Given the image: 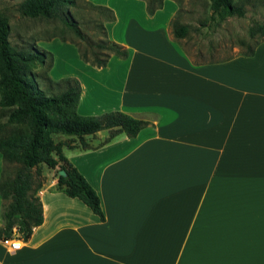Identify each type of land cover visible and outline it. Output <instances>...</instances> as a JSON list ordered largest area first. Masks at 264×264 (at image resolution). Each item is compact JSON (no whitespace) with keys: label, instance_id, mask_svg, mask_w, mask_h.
<instances>
[{"label":"crops","instance_id":"0c3cea01","mask_svg":"<svg viewBox=\"0 0 264 264\" xmlns=\"http://www.w3.org/2000/svg\"><path fill=\"white\" fill-rule=\"evenodd\" d=\"M173 11L122 23L114 40L128 55L109 56L123 67L114 103L90 90L107 63L78 57L79 71L62 73L79 81L78 114L145 122L133 136L83 135L85 146L51 135L96 192L103 220L39 163L42 221L18 249L0 241V264H264V41L248 56L194 62L170 38ZM4 164L0 155V176Z\"/></svg>","mask_w":264,"mask_h":264},{"label":"trees","instance_id":"16d2710c","mask_svg":"<svg viewBox=\"0 0 264 264\" xmlns=\"http://www.w3.org/2000/svg\"><path fill=\"white\" fill-rule=\"evenodd\" d=\"M161 4L157 1L153 5H147V12L152 13ZM75 5V0H21L18 9L29 18H57L78 39L83 40L84 36L77 23L62 14L64 7ZM97 8L107 14L104 22L113 20L110 8ZM208 8L210 17L216 15L219 20L233 15L240 17L244 13L240 0H208ZM170 23L175 38L186 35V24ZM255 27L261 39L247 47L241 55H251L254 46L264 41V23L256 22ZM101 29L104 31L103 25ZM7 37V19L0 15V109H7V112H0V155L5 162L21 163L13 177L7 179L0 176V197L8 200L1 212L3 224L0 226V239L11 235L13 226L20 238L26 239L32 227L41 223V205L34 192L42 181L40 180L33 189V195L27 194L31 183L30 169L35 167L38 173L39 163H44L48 168L57 167V171L62 170L64 175L56 174V177L57 184L63 188L64 193L80 199L103 220L96 192L63 156L61 146L64 143L54 142L51 135H72L78 138L81 146H85L83 135L108 129V137L105 140L121 132L133 136L145 122L121 111H108L100 115L78 114L76 107L80 88L75 78L50 80V84L62 85V89L55 94L46 95L27 72L36 65L49 68L50 54L44 51L14 49ZM95 46L100 51L103 50L101 58L98 57L99 51L91 52L90 63L96 67L104 66L109 54L119 58H126L128 55L125 47L108 38L97 42ZM46 57H49L48 62ZM79 57L83 61H89L84 51L79 52ZM5 127L10 129L7 134L3 132ZM66 145L71 146L68 143Z\"/></svg>","mask_w":264,"mask_h":264},{"label":"rangeland","instance_id":"374dc122","mask_svg":"<svg viewBox=\"0 0 264 264\" xmlns=\"http://www.w3.org/2000/svg\"><path fill=\"white\" fill-rule=\"evenodd\" d=\"M20 1L0 0V15L7 19V38L12 48L44 51L50 54L49 68L45 69V65H36L27 72L46 95L55 94L62 89V85H52L50 80L74 78L62 73L79 71L81 66L78 61L79 52L84 51L89 60L87 62L91 64V52L99 51V58L103 54V50L100 51L96 48L97 42H103L108 38L119 43L114 39H120L121 26L128 15H133L150 24L152 21L165 17L174 7V14L170 22L186 24L188 31L184 37L175 38L172 35L170 23V38L179 45L181 52L194 62L223 61L245 52L247 47L261 39V35L255 27L256 22L264 23V0H240V3L243 4V15L240 17L233 15L223 20L217 19L216 15L210 17L208 0H142L145 7L142 2L137 0H75L76 5L64 7L62 14L77 23L84 36V39L80 40L57 18L44 19L24 16L18 9ZM157 1L163 3V6L157 12L156 17L148 21L143 20V12L147 11L146 6L153 5ZM104 6L112 10L113 19L115 16L118 17L116 23L104 22L107 14L97 8ZM102 25L105 33L101 29ZM250 31L253 33L251 34ZM48 41L51 43L46 45ZM108 59L107 67L102 68L99 75L91 78L93 87H90V90L97 100L101 98L106 103H114L117 99V91L121 86L123 67L114 63L113 56ZM45 60L48 62L49 57H46ZM106 69L108 71H105ZM57 75L60 76L56 77ZM83 76L86 78L85 74H81L80 77L84 78ZM87 99L88 96L84 101ZM103 105L104 103L101 104L102 107ZM4 110L0 109V112ZM3 132L5 134L10 132L9 127H5ZM59 135L62 134L54 133L53 137ZM20 167V162H5L1 177L7 179L13 177ZM37 169L38 173L35 167L30 169L31 183L27 190L28 196L33 195V189L42 178L41 170ZM52 169L53 175L56 176L57 167ZM11 229V233L17 236L16 239L20 238L16 228L13 226Z\"/></svg>","mask_w":264,"mask_h":264},{"label":"built area","instance_id":"2783aa9c","mask_svg":"<svg viewBox=\"0 0 264 264\" xmlns=\"http://www.w3.org/2000/svg\"><path fill=\"white\" fill-rule=\"evenodd\" d=\"M17 236L13 235V233H11L10 236L2 238L1 239V243L4 246H7L9 249L11 250H15L18 249L20 247L19 243L20 241H18V239H16Z\"/></svg>","mask_w":264,"mask_h":264},{"label":"water","instance_id":"95a60500","mask_svg":"<svg viewBox=\"0 0 264 264\" xmlns=\"http://www.w3.org/2000/svg\"><path fill=\"white\" fill-rule=\"evenodd\" d=\"M57 174L64 175V172L62 170L57 171Z\"/></svg>","mask_w":264,"mask_h":264},{"label":"bare ground","instance_id":"6f19581e","mask_svg":"<svg viewBox=\"0 0 264 264\" xmlns=\"http://www.w3.org/2000/svg\"><path fill=\"white\" fill-rule=\"evenodd\" d=\"M19 245H21V244L19 243Z\"/></svg>","mask_w":264,"mask_h":264}]
</instances>
